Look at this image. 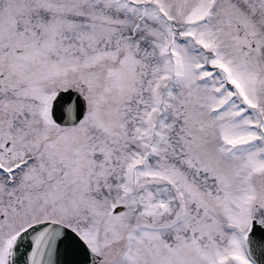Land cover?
I'll return each mask as SVG.
<instances>
[{
	"label": "snow or ice",
	"instance_id": "snow-or-ice-1",
	"mask_svg": "<svg viewBox=\"0 0 264 264\" xmlns=\"http://www.w3.org/2000/svg\"><path fill=\"white\" fill-rule=\"evenodd\" d=\"M0 264H264V0H0Z\"/></svg>",
	"mask_w": 264,
	"mask_h": 264
}]
</instances>
